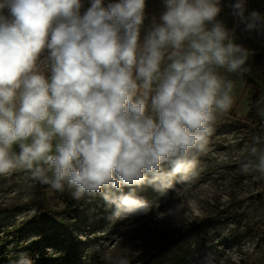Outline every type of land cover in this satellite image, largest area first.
<instances>
[{
  "label": "clouds",
  "instance_id": "9594fccd",
  "mask_svg": "<svg viewBox=\"0 0 264 264\" xmlns=\"http://www.w3.org/2000/svg\"><path fill=\"white\" fill-rule=\"evenodd\" d=\"M163 3L141 39L145 0H91L83 15L81 0H0V175L25 169L76 200L99 195L119 218L153 210L137 188L195 175L233 103L218 70L247 72L248 51L217 20L220 0ZM229 7L245 31L264 28L245 0ZM249 151L258 162L242 171L264 177V150Z\"/></svg>",
  "mask_w": 264,
  "mask_h": 264
},
{
  "label": "rangeland",
  "instance_id": "374dc122",
  "mask_svg": "<svg viewBox=\"0 0 264 264\" xmlns=\"http://www.w3.org/2000/svg\"><path fill=\"white\" fill-rule=\"evenodd\" d=\"M230 1L220 0L217 20L248 51V71L218 70L233 83V103L216 113L206 150L196 153L195 175L164 191L137 188L153 210L128 218L114 217L115 207L99 195L76 200L67 185L40 188L28 170L0 175V264H16L22 254L32 264H264V177L242 171L243 163L258 162L259 151L252 156L249 149L261 150L247 118L246 82L253 77L264 89V28L245 31ZM245 4L246 15L264 16V0ZM163 11L162 0L145 10L141 39Z\"/></svg>",
  "mask_w": 264,
  "mask_h": 264
},
{
  "label": "trees",
  "instance_id": "16d2710c",
  "mask_svg": "<svg viewBox=\"0 0 264 264\" xmlns=\"http://www.w3.org/2000/svg\"><path fill=\"white\" fill-rule=\"evenodd\" d=\"M225 0H223L224 3ZM246 87L251 92V105L248 111V120L255 125V136L259 138V148L264 150V126L260 123V113L264 109V89L263 87L253 78L248 76ZM40 188L44 189L42 183L38 180H34Z\"/></svg>",
  "mask_w": 264,
  "mask_h": 264
},
{
  "label": "crops",
  "instance_id": "0c3cea01",
  "mask_svg": "<svg viewBox=\"0 0 264 264\" xmlns=\"http://www.w3.org/2000/svg\"><path fill=\"white\" fill-rule=\"evenodd\" d=\"M225 1H230V0H225ZM115 2H119V0H103V3H104V6H107L108 4L110 3H115ZM163 2V0H162ZM223 2V0H222ZM231 2V1H230ZM155 4L157 5L158 7V3H160V0H145V10H147L149 8V5H152V4ZM81 4H82V7H81V15L84 14V12L87 10V8L90 6L91 4V0H81ZM5 14H7V10H5Z\"/></svg>",
  "mask_w": 264,
  "mask_h": 264
},
{
  "label": "built area",
  "instance_id": "2783aa9c",
  "mask_svg": "<svg viewBox=\"0 0 264 264\" xmlns=\"http://www.w3.org/2000/svg\"><path fill=\"white\" fill-rule=\"evenodd\" d=\"M235 2V0H232ZM250 0H245V3H248ZM260 123L264 126V109L261 111L260 114Z\"/></svg>",
  "mask_w": 264,
  "mask_h": 264
}]
</instances>
